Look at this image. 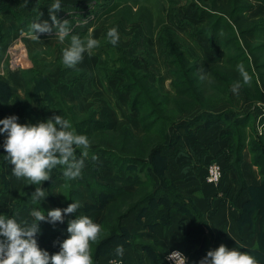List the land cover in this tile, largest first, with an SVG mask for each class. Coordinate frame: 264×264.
Instances as JSON below:
<instances>
[{"label":"rangeland","instance_id":"obj_1","mask_svg":"<svg viewBox=\"0 0 264 264\" xmlns=\"http://www.w3.org/2000/svg\"><path fill=\"white\" fill-rule=\"evenodd\" d=\"M31 1L32 3L0 0V120L17 115L21 124H38L60 115L71 122L77 134L88 137L90 148L79 177L65 178L63 173L66 166L57 165L51 170V179L39 185L45 189L47 196L40 203H33L31 195L38 185L12 174L14 165L10 163L3 146L7 134L0 133V195L11 202L10 212H1L0 215L11 217L15 211L28 207L45 210L47 214L48 210L63 209L78 202L80 207L77 212L65 216L69 220L75 219L77 215L94 219L98 216L96 209L100 208L104 211L99 221L101 225L108 210L115 219L126 213L139 199V192L122 191L119 201H115L117 197H113L112 191L118 188L114 184L116 175H128L129 167L135 168V172L141 176L147 172H177L172 158L184 149L187 140L190 148L201 149V153H195L196 159H201L196 161L195 166L198 162L205 163L203 158L209 146L201 145L200 142L206 138L204 132L207 128L222 125V132L228 136L227 147L230 150L231 134L227 124L235 116L248 112H251L252 118L246 127V133L250 135L246 138V143L254 136L253 140L264 148V0H60L62 8L57 12V17L61 21L69 20L70 29L63 43L55 36L54 28L51 33H39V40L31 30V25L35 22L43 23L47 20L49 24L52 23L49 7L56 0ZM113 27L117 28L119 34L116 45L107 36L108 30ZM90 32L98 40V46L92 49L91 55L85 52L83 60L75 67L65 66L63 50L70 46L71 36L84 38ZM175 48L176 56L173 54ZM240 64L249 73L251 82L257 81L263 92L262 98L248 99L243 91H251V84H243L241 75H229ZM250 70L255 77L251 76ZM177 81L185 82L186 86L191 83L189 88L195 89L194 95L199 100H211L215 104L222 101L211 110L214 113L225 111L227 115L209 125L207 120L202 119L198 124L183 129H171L165 141L171 145L162 153L166 159L162 156L159 160L157 157L152 166L148 167L130 165L124 161L131 151L129 146L122 149V138L112 132L117 133L122 127H131L134 131L135 127H140L136 133L142 134L140 114L142 115V105L145 104L144 99L153 96L161 100L166 91L175 94L174 83ZM235 81H240L243 86L239 95L233 91L230 95L227 86ZM129 85L134 86L132 91L128 90ZM152 86L160 88L162 95L148 93L153 89ZM212 86L220 89L213 90ZM232 86L233 84L231 90ZM139 93L142 96L137 108L141 112L132 109L133 98ZM187 95L192 96L193 93L188 91ZM197 109L195 113L200 107ZM197 125H200L199 130L201 127L205 128L200 135L201 141L197 138ZM124 137L126 142L127 131L124 132ZM152 138L161 140V137L157 139L155 135ZM105 147L112 149L110 154L105 151ZM76 156L80 158V149H77ZM93 156L98 159L93 160ZM192 160L194 161L193 157ZM212 160L219 161L216 158ZM232 160L233 157L230 158V164ZM255 165L260 174L257 185H248L241 167V173L235 170L233 172L239 181L234 198L236 192L244 191L250 196L246 203L252 197L255 199L256 210L249 214L244 206L239 214V218L242 214V221L249 222L253 230L247 226L243 228L245 231L239 232L235 227L233 234L236 238L223 236L218 228L206 223L197 209L188 203L185 215L191 223L185 225V236H173L167 248H181L188 255L191 264H199L209 250L224 244L230 250L235 248L248 252L258 264H264V239H261L259 226L261 209H264V189H260L262 176L259 166ZM101 187L104 188L102 191ZM78 188L87 195H80ZM113 198L115 202L112 201ZM99 200L104 207L97 206ZM145 207L146 204L139 205L133 212H143ZM31 211L25 214L30 215ZM30 216L25 218L30 221ZM251 216L257 222L256 227L252 224ZM225 220L228 224L229 218ZM56 224L57 226L46 221L40 222L46 231L53 226V238L62 239L63 235L57 229L60 222ZM108 226L116 228L118 225L114 220L108 222ZM252 231H257L258 237L247 235ZM118 232V236L125 237L127 234L123 228H119ZM244 234L247 235L246 239H241ZM133 235L129 234L130 241ZM118 236L105 245L103 254L108 255L109 261L120 258L125 264H139L128 259L125 251L122 256L117 254V247L123 246L117 245L121 241ZM139 239L138 242L152 246L154 255L158 254L156 264H165V255L170 249L159 246L152 237L144 239L141 236ZM47 243L45 240L43 246H38L42 249ZM92 249L93 246L90 247Z\"/></svg>","mask_w":264,"mask_h":264},{"label":"clouds","instance_id":"obj_2","mask_svg":"<svg viewBox=\"0 0 264 264\" xmlns=\"http://www.w3.org/2000/svg\"><path fill=\"white\" fill-rule=\"evenodd\" d=\"M62 8L60 0H56L49 7L52 23L47 20L35 22L31 30L35 38L39 40V33H51L53 28L61 43L69 35V20L61 21L57 12ZM42 15V14H41ZM110 42L116 45L119 34L116 27L107 32ZM98 40L92 37L91 32L84 38L77 35L71 36L70 46L63 50V63L73 68L83 60V54H92V49L97 47ZM238 71L243 79V84H250L251 77L245 70L243 64L238 65ZM243 85L235 81L232 91L239 95ZM17 115H11L0 120V133H6L4 149L10 163L14 165L12 174L17 178H27L31 184L38 185L32 193L33 203H40L45 194V189L39 185L51 179V170L57 165L66 166L65 178L75 179L82 173L85 166V158L88 156L90 141L86 135L77 134L69 120L56 115L47 121L38 124L18 122ZM81 150L80 158L76 151ZM98 159L97 156L92 157ZM78 202L69 204L66 208H54L41 211L33 208L30 215L34 219L18 221L16 216L8 217L0 215V264H93L90 250V242L97 240L101 232V225L95 223L86 215H77L75 219L68 222L67 239L60 243V251L49 254L46 249L38 246L37 234L40 232V222L46 221L53 225L57 222L63 223L65 215L75 213L79 209ZM118 255H123V246L116 249ZM179 252L171 253L169 258H175ZM183 257L184 264L187 258ZM199 264H258L257 260L248 252L239 249H228L221 244L214 250H209Z\"/></svg>","mask_w":264,"mask_h":264},{"label":"crops","instance_id":"obj_3","mask_svg":"<svg viewBox=\"0 0 264 264\" xmlns=\"http://www.w3.org/2000/svg\"><path fill=\"white\" fill-rule=\"evenodd\" d=\"M198 126L200 125H197V127ZM222 128V125L219 126V124H216L212 127L209 126L206 132H204L206 138L203 140V142H200V144H206L209 147L205 157L203 158L205 163L198 162L197 166H195L197 163L196 161L201 159L197 160L195 153H201V149L190 148V142H188V140L185 141L184 149L176 154V157L172 158L174 160V165L177 168V172H166L164 174V181H166V184H172V186H175L179 192L185 195V197L189 198L198 208H200L203 211L205 218L208 220L209 225L218 228L223 236L236 238L233 234L235 232V227L239 230V232H241V230L247 226L249 227L248 229H251L249 222L239 225V214L241 213L242 207L247 204L246 202L250 199V196L242 191L239 193L236 192L234 198V192L239 186V181L238 178H236L233 174L234 169L230 164V158L232 156L229 154L227 147L228 136H225V132H222ZM139 129L135 127V132H139ZM204 129V127H201L199 130L198 127V141H201L200 135ZM221 132L223 138L220 135ZM221 141H223V144ZM182 142L184 143V141ZM192 157L194 161L192 160ZM213 158H216L219 161H213ZM212 162H219L223 167L225 166L224 168H226L225 176L218 184H209L205 181L206 170L209 164ZM203 163L205 164L204 167H202ZM241 168L243 171V176L246 178L248 185H257L259 183V170L258 167L253 164L252 153L250 152L249 148L243 151ZM196 171H198V173H195ZM114 181H116L114 184L117 187H124L129 190L136 189V186L133 182V176L131 175L118 174L116 175ZM1 196L2 194L0 197ZM164 196L166 195L160 194L154 203H149L145 207L143 212H133L125 219L124 223L130 233L138 236L136 239V245L124 247V251L127 253L128 259H133V261H136L139 264H156L158 262V254L156 256L154 255L155 253H153L150 249L138 244V241L140 240L139 237L141 238V236L144 239L152 237L155 239V242L164 249L167 248L169 240L174 238L173 236H185V225L187 223H191V220L187 215H185V212L180 210L175 202L170 201L167 196L164 200ZM1 199L0 213H9L11 202H8L4 195L1 197ZM29 210H32V208H22L19 211H15L14 215L18 221L27 220L25 217L30 215L25 213ZM103 212V209H96L95 213H98V216L93 219L95 223L99 224L100 219L103 217ZM226 218H229L228 224L225 220ZM33 219L34 218L31 217L29 222L31 223ZM251 219L253 220L252 216ZM69 221L70 220L65 216L63 223H60V227L57 228L63 235L62 239L56 237L53 238L51 234L54 228L53 226L52 229H48V231H46L44 226L40 225L42 228H40V232L37 234V241L38 244H41V246H43L45 240L48 241V245H46V247H42V249L51 251L49 253L50 255L60 251V243H62L70 235L67 232ZM252 224L255 227L257 226V222L254 220ZM55 226H57V224H55ZM192 227L195 228L196 226ZM55 231L57 232L58 230L55 229ZM243 231H245V229ZM252 234L253 236L258 237L257 231L256 233L252 231L247 235ZM246 236L245 234L242 235L241 239H246ZM164 242L167 243L165 244ZM171 244L172 243H169V245ZM168 249L171 250L173 248L168 246L166 250ZM107 256L108 255L101 256L98 264H110L109 258Z\"/></svg>","mask_w":264,"mask_h":264},{"label":"trees","instance_id":"obj_4","mask_svg":"<svg viewBox=\"0 0 264 264\" xmlns=\"http://www.w3.org/2000/svg\"><path fill=\"white\" fill-rule=\"evenodd\" d=\"M23 2L32 3L31 0L29 1L23 0ZM173 54L175 56L177 55L176 48L173 51ZM255 67L258 68V65L255 64ZM250 74L252 77H255L254 73L251 70H250ZM229 75L239 76L240 73L238 69H236L229 72ZM190 84L191 83H188L186 86L185 82H178V81L175 82L174 83V86L176 88L175 94H171L170 92L166 91V93L164 94V98H162L161 100L153 98V96L149 98L146 97L143 101L145 104L142 105V115L140 114L141 110L138 109L137 106H138L139 98H141L142 96L141 93H144V91L139 90V92L141 93H139L135 97V99L133 98L132 104L134 106L132 109L140 111L139 112L140 121L143 128L142 134L136 133L131 127H122L117 133L112 132L113 135L118 134V136L122 138V143H124L122 149H125V147L127 148V146H129V149L131 150L130 153L128 154L129 156L124 158V161L128 162L130 165H134L135 167L138 166L140 167V165H143L144 167L152 166V162L155 161V158L158 157L157 159L161 160L164 157L162 155L163 150L168 145H171L168 142L165 143L167 135H170L171 133V129L173 128L183 129L189 125L191 126L194 124H198V122L202 119L207 120L209 125L213 122L223 119L227 115L225 111L214 113L215 111L211 110L214 109L216 106H218L217 103H221L222 101L217 102L215 104V102L211 103L212 102L211 100L210 101L201 100V99L199 100V98H196L194 95L193 91H195V89L189 88ZM232 84L233 83H231L230 86L229 85L227 86L228 87L227 91L230 92V95L232 92L230 88ZM250 84L251 86L249 88H252V90L251 91L244 90L243 93L245 94V96L250 100L262 98L263 92L260 89V87L257 85V81L252 80ZM133 85L135 86L136 82ZM134 86L129 85L128 90L132 91ZM152 87L153 89L150 90L148 93H158L159 95H162V93H160L161 91L160 88H156L155 86ZM212 88L213 90L216 91L220 89V87H216V86H212ZM188 91H191L193 95L188 96L187 95ZM198 107H200V110L195 113V109H197ZM143 113H145L144 115L146 116H143ZM192 113L194 114L192 115ZM251 116H252L251 112L239 116L237 115L235 116V118L232 120L231 123L227 124L228 125L227 127L231 134L230 136L231 138L229 140V145H230L229 152L233 157V160L231 161V165L237 173L239 172L241 173L240 167L243 160V151L249 148V150L252 153L253 162L257 164L260 168V173L262 176V184L260 185V189L261 188L264 189V148L258 145L257 141L253 140L254 136H252L248 144L246 143V138L250 137V135L246 133V127L250 123L249 121L252 118ZM125 131L128 132V138L126 142H125L126 138L124 137ZM154 135L156 136L157 139L161 137V140L160 141L153 140L152 137ZM104 149L109 154L112 151L111 148L105 147ZM128 169H129L128 175L133 176V182L134 185L136 186V189L129 190L124 187H118L117 189H114L112 191L113 197H117L115 198L117 199L115 201H119V194L122 191H125L124 193L139 192L137 193L139 195V199L136 200V202L130 208L127 209L126 213H123V215H120V217L116 216L115 219L111 217L110 210L107 211V214L101 221V232L98 235L97 240L94 242H90V247L93 246V249L91 250L93 264H98L100 257L104 256L103 248L110 240L114 239L119 235L118 232L119 228L125 229L127 231V234L125 236L126 238L124 237V235L118 236V239H121V241H119L117 245H123L125 247L129 245L137 244L136 239L138 238V236L135 234L132 236L133 237L132 241H130V237L128 236L131 233L126 227L124 223V219L134 211L135 207L143 204H146L147 206L149 203H154L156 201V198L160 196V194H165L169 198V200L175 202L178 208L183 212H187L186 207H188L187 206L188 203H191L200 213L202 218L205 221H207L206 223L209 224L208 220L205 218L204 213L201 209H199L189 198L185 197V195L179 192L175 186H172V184H166V181H164L165 180L164 174L166 172H160V173L147 172L141 176L140 173L135 172L134 170L135 168L129 167ZM207 170H206V174H207ZM223 170H224V175H223L224 178L225 176L224 167ZM206 174H205V181H206ZM102 189L104 188L101 187L100 190L102 191ZM78 191L81 193L80 195L83 196L87 195L85 194V191L82 189H79ZM166 196H164L163 198L164 200L166 199ZM100 201L101 200L97 201L96 204H99L97 206L104 207L103 204H100L101 203ZM112 201L115 202L114 198ZM136 204L137 206H135ZM245 206H246L245 209H248L249 214H251L254 209L256 210L257 207H255L254 197H252L250 202L247 203ZM114 220H116V225L118 226H116V228H114V226L113 227L108 226V222H113ZM244 223L245 222L242 221V214H241L239 218V225L240 224L243 225ZM259 226H260V234L262 237L261 239H264V209H261ZM138 244L152 251L151 245L142 242H139Z\"/></svg>","mask_w":264,"mask_h":264},{"label":"built area","instance_id":"obj_5","mask_svg":"<svg viewBox=\"0 0 264 264\" xmlns=\"http://www.w3.org/2000/svg\"><path fill=\"white\" fill-rule=\"evenodd\" d=\"M223 175H224V170L222 165L219 162H213L208 167L206 174V181L209 184H218L221 182ZM174 252L181 253L184 257L187 258V264H191L188 255L180 249H171L166 253L165 261L167 264H184L183 257H181L179 253L175 255V258H171V259L169 258L170 254ZM110 264H125V262L120 258H113L110 261Z\"/></svg>","mask_w":264,"mask_h":264}]
</instances>
